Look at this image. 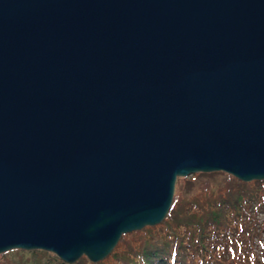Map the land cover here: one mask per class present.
<instances>
[{
    "label": "water",
    "instance_id": "obj_1",
    "mask_svg": "<svg viewBox=\"0 0 264 264\" xmlns=\"http://www.w3.org/2000/svg\"><path fill=\"white\" fill-rule=\"evenodd\" d=\"M217 169L264 178V0H0V252L96 261Z\"/></svg>",
    "mask_w": 264,
    "mask_h": 264
},
{
    "label": "trees",
    "instance_id": "obj_2",
    "mask_svg": "<svg viewBox=\"0 0 264 264\" xmlns=\"http://www.w3.org/2000/svg\"><path fill=\"white\" fill-rule=\"evenodd\" d=\"M196 189L174 193L165 218L145 229L144 235L110 264H248L243 252L253 247V233L248 232L244 216L234 221L224 217L220 202L238 203L226 209L229 215L251 203L261 204L264 212V179L242 181L227 173L220 180L199 181ZM175 219L183 225L182 230L175 226ZM230 256L232 261H228ZM51 257L54 253L44 249L13 248L0 253V264H51Z\"/></svg>",
    "mask_w": 264,
    "mask_h": 264
},
{
    "label": "rangeland",
    "instance_id": "obj_3",
    "mask_svg": "<svg viewBox=\"0 0 264 264\" xmlns=\"http://www.w3.org/2000/svg\"><path fill=\"white\" fill-rule=\"evenodd\" d=\"M226 172L221 170H212V171H195L187 175H177L174 181V193L178 190L183 192V188L187 191L195 192L197 183L204 179L210 180H220L226 176ZM184 191V192H187ZM191 196L192 193L190 192ZM237 202L233 200H225L221 201L220 205V213L227 217L229 220L234 221L238 220V217L244 216L243 221L248 226V232L253 233L252 235V245L253 247L247 248L243 253L249 259L246 260L248 264H257L264 260V212L262 210L261 204H256V206H252L254 203L247 205L246 207H241L237 211H233L230 215L226 212L227 208H234L237 206ZM238 212V213H237ZM229 215V216H228ZM175 226L179 230L183 229L182 224H178L177 220H174ZM149 228V226H144L140 229L131 230L125 233H122L118 238L114 247L107 253L102 259L99 261L93 262L86 258L84 255L75 260L72 264H110L116 262L122 255L123 249L128 248L133 242L137 239H140L142 235H144L143 231ZM172 256V255H171ZM170 256V257H171ZM149 259L147 257L146 261ZM51 264H62L59 259H57L54 255V258L51 257ZM138 260V259H137ZM142 262H146L141 260ZM64 264V262H63ZM241 264H244L241 262Z\"/></svg>",
    "mask_w": 264,
    "mask_h": 264
},
{
    "label": "bare ground",
    "instance_id": "obj_4",
    "mask_svg": "<svg viewBox=\"0 0 264 264\" xmlns=\"http://www.w3.org/2000/svg\"><path fill=\"white\" fill-rule=\"evenodd\" d=\"M193 21H194V24L196 23H198V20H197V17L194 15V19H193ZM195 30H196V27H195ZM196 32H198L199 33V35L206 41V40H208L206 37H204V34H203V32L202 31H200L199 29H197V31ZM197 33V34H198ZM198 35V36H199ZM196 84V83H195ZM8 251V250H7ZM5 253V252H4Z\"/></svg>",
    "mask_w": 264,
    "mask_h": 264
}]
</instances>
